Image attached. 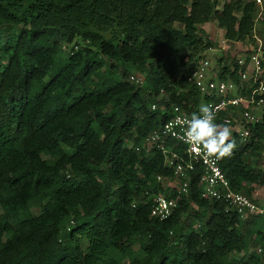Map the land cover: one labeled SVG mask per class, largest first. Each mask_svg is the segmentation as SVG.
<instances>
[{"label":"trees","instance_id":"obj_1","mask_svg":"<svg viewBox=\"0 0 264 264\" xmlns=\"http://www.w3.org/2000/svg\"><path fill=\"white\" fill-rule=\"evenodd\" d=\"M259 11L255 0H0V264H264V214L203 197L201 164L187 192L167 185L174 168L148 143L174 106L199 113L215 98L188 78L217 45L201 25L254 41ZM217 65L241 95L257 86L236 57ZM248 128L219 163L253 196L264 119ZM158 194L177 201L163 220Z\"/></svg>","mask_w":264,"mask_h":264},{"label":"built area","instance_id":"obj_2","mask_svg":"<svg viewBox=\"0 0 264 264\" xmlns=\"http://www.w3.org/2000/svg\"><path fill=\"white\" fill-rule=\"evenodd\" d=\"M259 7L264 6V0H255ZM251 52L246 51L242 57L236 58L240 68L245 67L241 72L243 82L253 80L257 86L251 90L248 95H241L240 87L232 80H221L213 75L210 61L202 59L199 66L188 77L202 93L213 97L207 104L216 113V117L224 110L229 108L242 107L244 109L243 118L235 119L234 129L238 131L244 139L249 136V124H254L264 119V66L262 43L258 47L250 48ZM216 77V78H215ZM142 82V77L133 76ZM153 109L156 108L154 104ZM263 108V109H261ZM191 114L180 106H174L171 117L165 122L161 130L155 131L149 138V145L157 144L166 155V163L174 168L176 181L169 186H177L180 190L187 192L189 188V174L195 169L197 164L203 166L201 182L203 185V197L210 199H225L232 207L244 218L251 214H264V200L258 201L255 197L241 191L231 188L230 181L223 172L219 160H208L200 156L194 150L189 154V146L184 143L183 120L190 118ZM225 122L232 123L229 117L224 118ZM169 125L172 127L169 129ZM175 140L177 145L185 144L189 156L188 160L181 158L174 148L167 146V141ZM159 180L161 177L158 178ZM177 207V201L174 198H168L165 194H158L154 199L152 216L163 220L171 215L174 208ZM261 251V249H259Z\"/></svg>","mask_w":264,"mask_h":264},{"label":"clouds","instance_id":"obj_3","mask_svg":"<svg viewBox=\"0 0 264 264\" xmlns=\"http://www.w3.org/2000/svg\"><path fill=\"white\" fill-rule=\"evenodd\" d=\"M182 137L189 146V154L195 150L208 160L229 157L236 147L228 122L218 123L215 111L208 105H200L199 113L183 120Z\"/></svg>","mask_w":264,"mask_h":264},{"label":"rangeland","instance_id":"obj_4","mask_svg":"<svg viewBox=\"0 0 264 264\" xmlns=\"http://www.w3.org/2000/svg\"><path fill=\"white\" fill-rule=\"evenodd\" d=\"M221 8V6L219 7ZM201 28L205 30L207 34H209L210 38L216 42V46L213 48L205 51L204 55L205 58L210 61L211 67H212V75L216 74V68L218 59H220L222 56L230 55L231 57L240 58L242 55L248 51L250 48L258 47L260 45V41L262 43V49L264 51V6L260 7V11L258 14L257 22H256V32H255V40L248 39L246 42H233L230 43L225 39L224 31L218 26V23L216 20L212 19L210 22L201 25ZM73 44H71L69 47H71ZM264 57V53H263ZM216 78V77H215ZM263 109V108H261ZM230 128L232 130V133L234 129H238L239 127H235V123L233 126L230 125ZM174 181H176V178L168 180L166 183L167 185L172 184ZM253 197H255L258 201L264 200V185L263 184H257L256 190L253 193ZM87 245V242H83V248H85ZM254 247H250L249 250H253Z\"/></svg>","mask_w":264,"mask_h":264}]
</instances>
